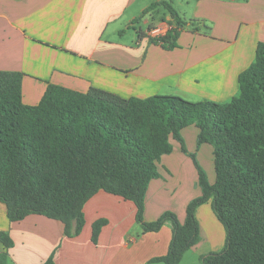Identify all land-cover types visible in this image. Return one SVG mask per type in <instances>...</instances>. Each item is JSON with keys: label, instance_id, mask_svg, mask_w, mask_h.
Listing matches in <instances>:
<instances>
[{"label": "trees", "instance_id": "1", "mask_svg": "<svg viewBox=\"0 0 264 264\" xmlns=\"http://www.w3.org/2000/svg\"><path fill=\"white\" fill-rule=\"evenodd\" d=\"M149 12L170 26L163 36L149 35V42L177 47L187 22L165 0L153 2L141 16ZM200 23L210 29L204 21L190 22ZM21 80L18 72L0 71V202L10 223L41 215L75 237L84 226V204L104 191L134 204L144 234L170 223L166 254L148 263L179 264L200 241L196 209L209 202L225 243L221 251L202 256V264H264V42L257 43L227 102L173 95L124 98L94 87L79 92L49 84L36 105H27ZM189 126L198 131L197 147L212 148L213 183L185 148L181 133ZM171 141L192 160L200 195L186 205L183 223L172 211L146 222L145 194L159 177L160 158L173 150ZM105 224L104 219L93 224V244ZM0 244V264H9L12 241L6 232L0 233ZM44 264H54L53 257Z\"/></svg>", "mask_w": 264, "mask_h": 264}, {"label": "crops", "instance_id": "2", "mask_svg": "<svg viewBox=\"0 0 264 264\" xmlns=\"http://www.w3.org/2000/svg\"><path fill=\"white\" fill-rule=\"evenodd\" d=\"M156 1L137 8L140 0H0V71L22 74V100L27 105H36L49 84L79 92L94 87L124 98L173 95L193 102L232 98L238 91V74L253 61L257 43L264 42V0H195L190 18L213 24L212 33L185 34L179 29L173 49L149 42V25L167 27L154 12L143 16L146 31L138 29L132 39L123 40L124 29L140 20L137 12L142 14ZM114 36L118 39H111ZM182 133L189 136L185 148L190 154L198 131L194 127ZM171 143L172 152L160 158L159 177L150 181L145 194L146 222L173 211L183 223L186 205L200 195L192 160L178 143ZM198 150L197 162L204 153L210 156L207 172L213 183L212 148L203 144ZM83 214L80 234L66 237L62 223L41 215L10 223L0 202V233L6 232L12 241L10 264H44L50 256L55 264H87L96 256L99 264H126L124 251L138 249L134 263L167 252L170 223L138 239L129 235L137 223L131 201L98 191L84 204ZM195 215L200 241L193 250L200 257L221 251L224 228L210 203L200 205ZM100 219L106 224L93 244L92 226Z\"/></svg>", "mask_w": 264, "mask_h": 264}, {"label": "rangeland", "instance_id": "3", "mask_svg": "<svg viewBox=\"0 0 264 264\" xmlns=\"http://www.w3.org/2000/svg\"><path fill=\"white\" fill-rule=\"evenodd\" d=\"M148 1H150V0H140V2L137 5V8H138V6L143 5V4H145V6H146V3H148ZM225 1H228V0H225ZM246 1L247 0H238V2H240V3H245ZM167 2H169L171 4V6H173V8L178 12L179 16L183 20H185L187 22L186 26L182 29L183 31L186 32L185 34L193 33L194 32V27H195V28H198V30H199L198 33H200L201 35H206V36L211 35L212 29H213V24H211L210 22L201 20V21H204L205 24L210 28L209 30L207 28L201 26V23L200 24H195V25L190 24L191 21L199 20V19H195V18H190L192 13H193L192 9H193V4H194L195 0H190V2H191L190 5L186 4V0H167ZM134 10L136 11V7L131 9L130 12H133ZM136 16H140V20L138 22L134 23L131 27H129L128 30H125L124 29L125 27L123 28L124 31H126V34H127V35H125L123 40L132 39L131 36H135L136 35L135 31L138 30V29H142L143 31L147 30V27L143 24L144 17L141 16V14L139 12H137ZM179 36H180V33H178V37ZM111 39L117 40L118 38L114 36V37H111ZM175 43H176V41H175ZM188 97H190V96H188ZM230 99L228 98L227 100H224V101H221V102H227ZM187 101H190V102L192 101L193 102L194 100H187ZM188 128L190 129V128H194V127L189 126V127H187V129ZM181 134H182V138L185 141L186 146L187 145L189 146L190 145V140H189L188 134H186V133H185V135L183 133H181ZM201 146L197 147V145L195 143L194 150H193L192 154H195V155L199 154L200 151L198 150V148H200ZM198 161H199L198 163H199L200 167L204 170V172L206 173L207 179H208V173H210V172H207V169L209 168V164H210V156H209V154L207 156V153H204V155H202L200 160L198 159ZM101 229H100V231H101ZM154 233H156V232H154ZM145 234H149V233H145ZM145 234L142 232L141 226L137 225V223H136L135 227L130 231L129 235L132 238H134V239H138L139 237H141L142 235H145ZM115 243L116 244L114 245V249L115 248L117 249L118 248L117 242H115ZM224 243H225V234H224ZM137 250L138 249H135V250L132 249L129 252L124 251L122 253V256L126 254V258L128 260V262L126 264H164V263H148V261H150L152 258L150 260H146V261L141 259V260H138V262H136V263L132 262L133 261L132 260L133 256H137L138 255L137 254ZM201 258H202V256L200 257L199 253L195 252L193 249H190V250L186 251L183 254L182 259L179 262V264H202ZM141 261H143V262H141ZM107 262H108V260H107ZM9 264H10V262H9ZM69 264H71V263H69ZM87 264H99L98 257L96 256V259L90 258V260L87 262Z\"/></svg>", "mask_w": 264, "mask_h": 264}, {"label": "built area", "instance_id": "4", "mask_svg": "<svg viewBox=\"0 0 264 264\" xmlns=\"http://www.w3.org/2000/svg\"><path fill=\"white\" fill-rule=\"evenodd\" d=\"M167 27L164 28H154L152 29L149 33L150 36L152 37H158V36H163L169 29L170 26L166 23Z\"/></svg>", "mask_w": 264, "mask_h": 264}]
</instances>
